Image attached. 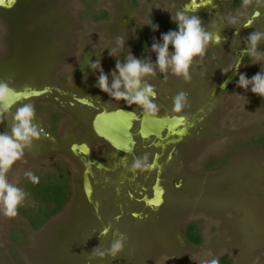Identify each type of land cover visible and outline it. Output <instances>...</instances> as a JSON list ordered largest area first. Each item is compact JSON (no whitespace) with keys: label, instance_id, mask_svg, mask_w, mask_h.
Segmentation results:
<instances>
[{"label":"rangeland","instance_id":"obj_1","mask_svg":"<svg viewBox=\"0 0 264 264\" xmlns=\"http://www.w3.org/2000/svg\"><path fill=\"white\" fill-rule=\"evenodd\" d=\"M87 2L5 0L6 8L0 11V33L4 31L7 39L2 41L0 36V79L11 77L16 86L26 80L46 83L53 70L68 73L77 60L83 71L95 74L99 71L90 65L99 59L103 70L109 67L105 74L111 82L117 59L124 63L127 58L126 47L120 49L116 38L122 37L125 30L127 36L135 24L147 23L151 12L171 21L178 11H187L201 17L207 31L225 39L221 44H210L212 50L202 59L194 57L190 82L182 77L175 79L170 69L167 73L156 71L165 78L156 87L165 111L173 109L172 98L180 91L188 94L190 104L182 112L189 127L187 132L179 130L175 137L166 139L174 146L173 159L162 161L154 173L137 171L130 172L131 176L113 166L104 182L94 180V202L78 191L71 216L62 222L61 217L49 218L46 225L34 229L20 211L16 217L8 218L0 210V264H208L223 255L232 264H264V153L251 143L252 136L264 134V98L252 93L251 85L247 90L236 87L218 94L220 102L214 98L216 90L209 98L210 89L203 94L215 71L227 67L224 58L241 42L242 34L232 35L238 27L228 28L227 20L215 16L209 24L199 5L191 8L196 0H137V4L130 0H95V7L110 14V20L102 22L84 18L89 13H84ZM207 3L217 16L221 9L218 0ZM95 7L90 10L93 15L100 13ZM248 10L243 13L246 15ZM255 21L254 29L260 27L261 16ZM151 46L136 58L155 63L157 53ZM243 48L247 49V45ZM258 50L264 53V40ZM207 53L215 58L214 63L206 62L210 59ZM253 62L254 58L245 52L240 74L251 78L264 71V60L261 64ZM239 75L233 82L238 81ZM149 77L153 76L145 79L152 84ZM97 81L84 82L80 91L99 97L95 92ZM32 102L30 99L20 104ZM36 117L39 124L41 115L36 113ZM8 125L7 119L0 123V132H10ZM43 138L35 141L8 173L9 181L18 187L26 178V171L36 172L43 166L49 169L48 161L36 157L46 150ZM31 155L35 158H29ZM208 155L218 157L221 166L208 168L218 163L210 157L206 160ZM131 159L133 162L134 156ZM152 179L154 189L159 181L164 193L159 207L144 206L126 197L124 187L138 182L146 185ZM140 196L139 193L136 197L139 201ZM33 202L27 198L23 208ZM129 210L138 217L130 218ZM64 215H69V210ZM189 222L198 225L200 245L185 239ZM109 225L110 232L100 238L101 228ZM117 232L127 237L117 258H101L92 253L98 246L100 250L108 248ZM15 234L20 241L14 239Z\"/></svg>","mask_w":264,"mask_h":264},{"label":"flooded vegetation","instance_id":"obj_2","mask_svg":"<svg viewBox=\"0 0 264 264\" xmlns=\"http://www.w3.org/2000/svg\"><path fill=\"white\" fill-rule=\"evenodd\" d=\"M218 2L220 3L221 9L217 16L208 7L207 0H196V3H191V8L193 9L196 5H199L200 8L203 9L202 15L207 19L209 24H211L210 19H213L214 16L216 19L222 18L227 20L228 22V17L235 16L241 12L243 13V10H245L242 5V0H218ZM130 3L137 4V0H130ZM3 8H6V4L0 5V11ZM246 9H249L247 11V14L245 15L244 12L243 16L240 18V22L234 25V27H238V29L234 28L236 32L232 33L233 29L230 30V33H232V35L234 34L238 36L242 34V37L239 38L241 42H238L236 48L234 46V51L230 52L229 55L224 58V62L227 64V67L223 70H216L215 73L211 76L212 80L209 82V86L206 84V88H204L203 94H206L207 88L211 90L207 95L208 98L211 93L212 96H214L213 92L214 90H216L217 95H215L214 98H217L218 102H220L218 94L238 87L236 85H233L237 82H233V80L240 74V69H235V66L237 62L241 63L245 54L244 50L246 49L243 47L247 45L246 38L255 30L264 32V7L257 8V6L253 3V5L247 7ZM257 10L260 12V15L258 17H253V12ZM150 14L156 15L159 21H170L169 18H165L158 13L151 12ZM260 16V27L256 29H254V27L252 26L244 27V23L247 20L251 19L253 23L256 19H259ZM109 20L110 18L101 20V22ZM171 22L174 21L171 20ZM139 25L141 24H135L130 30L127 29V36L126 30L122 31V34L121 32H118V35L120 36L121 34L123 39L125 40L124 46L126 48H124V55H128L129 52H131L133 53L132 55L138 57L145 52V50L139 51L136 43L134 42L137 30L140 29ZM229 26L231 25H228V28ZM245 29L249 30L246 34L244 32ZM0 36H2V41L7 39V34H5L4 31H1ZM214 47L216 48L217 45ZM208 50L212 49L208 46L206 52ZM208 56L210 57V59H206V62L210 64L214 63L215 58H213L211 55ZM78 63L79 61L77 60L76 65L70 68L68 73L62 72L63 69L53 70V72H55L54 74L52 73L50 82L40 83V81L35 82L26 80L21 81V86H16L12 82V86L17 90L31 88L40 89L45 87L50 89L48 92L30 99L33 100L32 105L34 106L36 113L41 115V120L39 122L40 127L43 128L46 133H48V136L44 137L42 140V144L44 145L46 150L36 157H41L48 161L50 164L49 167L58 164L63 165L65 173L69 175L71 188L69 200L66 206L59 213L51 217V220L56 217H61V222L71 216V209L78 191L81 192L84 198H88L90 202H94V180L98 179L104 182L106 175L113 172V166H118L119 171L124 175L128 176V174H130L129 176H131V171L129 170L132 164L131 157L134 156L135 159L138 156L148 154L150 162L153 160L156 162V168L151 171V173H154L156 169H158V166L162 163V161H171L174 157V146L172 143L170 144V142H166V139H172L173 136H176V134H173L172 131H167V129L165 128L162 134V139H159L155 135H150L149 137L144 138L139 132L140 120H133L131 133L134 140V147L132 148L131 152L123 150L118 151L113 146H111V144L104 138L98 136L93 129L92 121L95 115L102 112L104 109L107 111H113L120 108L133 111L140 119L143 117L144 111L142 108L135 104L129 106L124 100L115 101L114 98L110 97L107 93L103 92L97 86L95 88V92L99 96L97 98L92 97L91 94L85 91H80L82 87L81 85H83L84 82L88 80L98 79L99 73L92 74L88 73L86 70L83 71L82 66H79ZM108 69L109 67L105 68L104 72L106 73ZM234 70L237 72L236 76L231 82H229L226 87L221 88V83L223 82L225 77ZM176 78L178 79L179 77L176 76L175 79ZM150 79L153 82L152 85L154 86L157 93L156 102L159 105V112L153 117L159 119V117L164 116H184V113L177 114L174 113L172 109H168L165 111L162 103L158 101V92L156 90V87L159 84L163 83L165 81V78L159 77V74L157 73ZM169 79L172 80V78ZM30 99L23 101H28ZM38 99H41V101H39ZM79 99H84L85 102H81L79 101ZM23 101L18 102V104ZM188 128L189 127L185 119L183 123H178L173 131L177 132L181 130L183 131V134H185ZM154 141H156V144L158 145H154ZM86 148L88 149V153L85 152ZM209 157L210 156L208 155L206 157V160H208ZM29 158L35 157L31 155V157ZM58 159H60L59 162ZM209 160L218 161L220 159L218 157H210ZM220 161L216 163L217 165L215 164L207 167L214 170L221 166ZM147 174L149 175L150 173ZM160 186L161 183L158 181V184L154 189L153 179L148 181L146 185L138 182L133 187H124L125 195L128 198L135 199L141 205L159 207V205L154 206L147 203L146 200L153 199L155 197V192H159ZM139 190L142 191L139 192ZM139 193L141 194L140 201L136 198ZM66 210H69V215H64ZM128 216L130 218H135L138 217V214L134 210H129ZM46 224L47 223H45V225ZM105 227H102L101 230ZM108 232H110V230Z\"/></svg>","mask_w":264,"mask_h":264},{"label":"clouds","instance_id":"obj_3","mask_svg":"<svg viewBox=\"0 0 264 264\" xmlns=\"http://www.w3.org/2000/svg\"><path fill=\"white\" fill-rule=\"evenodd\" d=\"M253 3L257 8L264 7V0H242L245 9ZM259 15L258 10L253 12V17ZM242 16L241 12L228 17V24L234 26L240 22ZM172 20L176 23L177 30L162 33L163 42H154L151 46L152 50L157 53L155 63H152L150 59H137L129 52L126 62L121 63L117 59L115 69L111 72L112 80L109 82V77L101 67L100 60L97 59L95 63L91 62L90 67L99 71L96 86L115 101L124 100L129 106L135 104L146 114L155 116L159 112V105L156 102L157 93L145 77L154 76L157 70L167 73L170 69L177 77L190 82V67L194 57L202 59L210 44H221L225 39L219 34L207 31L201 17L189 14L187 11H178L175 19L172 18ZM249 26H252L251 19L244 23V27ZM151 27L156 30L159 25L151 24ZM262 40H264V32L257 30L246 38L247 49L244 51L254 58L253 63H260L264 60V53L258 50V45ZM124 42L123 37L116 38V44L120 49H123ZM169 45H172L171 51ZM240 66L241 64L237 62L235 69L238 70ZM237 85L245 90L251 85V92L264 98V71L261 70L251 78H248L246 74H240ZM19 95L17 89L12 86L11 77L0 79V123L7 119L10 128V132H0V210L8 218H14L19 214V208L25 204L29 195L23 188L9 181L8 173L17 161L24 158L25 151L30 150L35 141L48 136V133L36 122V111L31 103L17 106ZM172 99L174 113L180 114L190 106L188 94L185 91L178 92ZM13 108H15L14 112ZM185 119L183 115L178 116L181 123ZM155 168L156 162L154 160L150 162L148 154H144L133 160L129 170L133 173L151 172ZM24 175L33 184L39 183V176L32 171H26ZM110 227L109 225L100 231V238L108 234ZM114 235L115 238L108 248L100 250L98 246L93 249L92 253L101 258L105 256H110L112 259L117 258L124 250L127 237L119 232ZM208 264H219V261L212 259Z\"/></svg>","mask_w":264,"mask_h":264},{"label":"trees","instance_id":"obj_4","mask_svg":"<svg viewBox=\"0 0 264 264\" xmlns=\"http://www.w3.org/2000/svg\"><path fill=\"white\" fill-rule=\"evenodd\" d=\"M94 3L95 0H88L84 13L85 11L89 13H87V17L84 18L93 21L109 19V12L103 8L98 9V7L94 6ZM93 7H95L96 10H99L100 13L93 15L92 11L90 12ZM151 24L159 25L158 29L153 30ZM139 28L140 29L137 30L135 35L134 42L139 51H144L154 42L162 43L161 34L167 33L169 30H177V25L175 22L168 20L159 21L156 15L150 14L147 23L139 25ZM153 38H155V40ZM233 85L238 86L237 82ZM251 143L259 146L264 153V134L252 136ZM43 168L44 169L42 170L33 172L40 178L38 184H33L26 177L19 185V187L23 188L29 194L27 198H31V202L34 201L26 208H23V206L19 208V211L23 213L26 220L34 229L39 228L49 218L59 213L66 206L70 196V179L69 175L65 173L63 165H53L47 170L44 166ZM184 234L187 242L192 245H200L202 242V237L198 231V225L195 222H189L187 224ZM14 237L17 241L16 234ZM217 260L219 261V264H232L231 259L228 256H219Z\"/></svg>","mask_w":264,"mask_h":264},{"label":"water","instance_id":"obj_5","mask_svg":"<svg viewBox=\"0 0 264 264\" xmlns=\"http://www.w3.org/2000/svg\"><path fill=\"white\" fill-rule=\"evenodd\" d=\"M236 74L237 72L235 70L230 72L221 83V88L226 87ZM49 90L50 89L46 87L40 89L31 88L17 90L20 93L18 102L38 97ZM79 101L85 102L84 99H79ZM133 120H140L139 132L142 137L146 138L150 135H155L159 139H162V134L165 128L167 131H172L173 134L177 135L178 132L173 130L178 123H181L178 120V117L164 116L159 117L158 119L145 112H143V117L140 119L133 111L119 108L113 111H107L104 109L102 112L96 114L92 121V126L96 134L104 138L116 150L131 152L134 147V140L131 133ZM85 152L88 153L87 148ZM146 201L151 205L160 206L163 202L162 189L159 187V192H155V197L153 199H147Z\"/></svg>","mask_w":264,"mask_h":264},{"label":"snow or ice","instance_id":"obj_6","mask_svg":"<svg viewBox=\"0 0 264 264\" xmlns=\"http://www.w3.org/2000/svg\"><path fill=\"white\" fill-rule=\"evenodd\" d=\"M195 2V0H194ZM5 3V0H0V5L4 4Z\"/></svg>","mask_w":264,"mask_h":264}]
</instances>
